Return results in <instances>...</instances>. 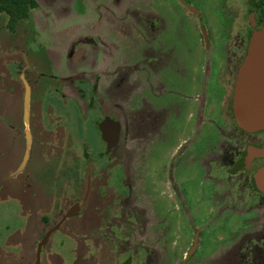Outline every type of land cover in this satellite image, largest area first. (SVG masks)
<instances>
[{
  "label": "flooded vegetation",
  "instance_id": "af4514ba",
  "mask_svg": "<svg viewBox=\"0 0 264 264\" xmlns=\"http://www.w3.org/2000/svg\"><path fill=\"white\" fill-rule=\"evenodd\" d=\"M151 1L154 0H149V4ZM177 1L194 17L193 49L188 53L184 48L174 49L173 46L184 47L178 34L170 47L162 44V48L152 51L156 19L146 15L143 19L147 48L144 97L133 91L122 100L127 101L128 107L121 104L119 96L117 39L110 44L103 35L64 34L56 39L43 34L24 35L16 52L8 53L3 60L1 92L7 95L8 105L0 112L5 135V147L1 151L14 160L0 182V201L16 202L9 208L21 219V225L7 234L0 219V264H35L37 244L70 211L72 215L52 234L70 228L69 225L63 227V223L78 218L84 222L83 225L80 221L82 229L88 222L91 231L111 234V238L103 235L107 243L100 241V248L106 250L111 244L118 250L117 257L142 248L144 259L148 257L152 251L136 244L132 238L136 230L143 228H135L137 223L120 210L130 199L136 201L133 181H136L138 160L142 159L145 163L149 161L143 201L152 219L150 230L162 227L168 211L180 214L181 222L183 218H191L192 211L197 213L198 208L210 217L209 222L193 231L192 245L181 264H189L191 260L203 264L200 263L203 259L212 256L213 264H257L255 251L264 247V193L258 190L254 174L264 164V130L246 131L235 123L232 96L249 41L254 33L264 29V0ZM35 3L32 8L28 3L0 2L1 26L4 21L5 26L8 23L12 29L17 22L26 20L38 11ZM126 19L118 18V21ZM128 20L134 23L140 19L134 13ZM199 51L205 63V79L201 87L198 84L197 96L186 104L181 103L180 92L185 87V73L189 69L185 66ZM198 62L196 59L195 64ZM137 68L126 69H130L128 74L132 76ZM192 81L194 84V77ZM189 107L191 113L186 119L190 127L185 131L183 118ZM126 110L130 112L128 117L124 116ZM106 119L116 127L111 132L108 129V134L101 129ZM126 120L129 125H125ZM169 121L175 124L174 129L169 127ZM184 132L190 140L177 146L176 161H171L168 167L160 163L156 177L155 150H165L173 141L174 133L182 135ZM188 146L193 149L185 160L183 149ZM127 157L137 160L133 169L130 163H124ZM200 170L217 174L219 183L211 182L209 173H206L209 180L205 181V176L200 179ZM122 175H129L132 181L126 183ZM198 178L199 182H204L208 194L204 203L195 205ZM14 179L18 186L13 188L7 182ZM167 183L176 209L165 208L162 193ZM56 218L59 219L56 221ZM231 218L238 220V226L228 228V242H211L213 234L206 233V228L217 219L226 223ZM32 219L35 225L31 224ZM29 227L42 233L34 259L32 247L25 248L22 237L18 236ZM119 233L129 236L119 241L116 239ZM51 235L41 248L39 264ZM129 238L132 242H128ZM9 245L16 247L8 250ZM123 264H130V258Z\"/></svg>",
  "mask_w": 264,
  "mask_h": 264
},
{
  "label": "rangeland",
  "instance_id": "374dc122",
  "mask_svg": "<svg viewBox=\"0 0 264 264\" xmlns=\"http://www.w3.org/2000/svg\"><path fill=\"white\" fill-rule=\"evenodd\" d=\"M38 4V11H32L33 14L29 15L26 20H21L13 26L12 29L9 28L8 23L6 26L3 21V27L1 26L2 19L0 18V68L3 66L4 59H7L8 53L13 54L20 47V41L24 35L32 34H43L48 35L52 39L59 38L60 35L68 34H87V35H103L105 39H108L110 44L111 40L117 39L119 41V51L118 55L120 57V85H119V96L120 100H124L133 91L141 98L144 97V87H145V63L146 59L144 54L147 50L145 47V31L146 27L143 24L146 15L156 19L153 21V26L156 28V32L152 36L151 50L155 51L162 48V44H167L170 47V43L175 41V36L179 35L182 37L184 47L176 48L179 51L186 50L188 53L189 49H193V40L195 39L196 30L194 28V17L192 13L188 12L177 0H162L164 2H157L158 0H35ZM191 1V0H189ZM190 5L191 2L189 3ZM129 13V14H127ZM134 13L138 14V22L132 23L131 20ZM128 18L123 21H118V18ZM96 18L104 19L103 21H95ZM200 49L202 47L200 45ZM199 55V57H198ZM194 53V58H190L191 62L187 61L185 67L189 69L185 73V87L182 92H180L182 100L181 103H187L191 101L193 97L197 96L198 84L201 87V83L204 81L205 69L203 67L204 60L201 57V51L199 54ZM196 59H199L196 65ZM196 65V66H195ZM130 66H137V72L135 75H129L126 68ZM125 72V73H123ZM127 72V73H126ZM198 75V79L196 78ZM156 75H154L155 77ZM135 77V78H134ZM194 77V84L192 78ZM187 78V79H186ZM136 84V85H135ZM201 85V86H200ZM136 89L134 90V87ZM2 83L0 77V112L4 106L8 105L7 95L5 92H1ZM200 89V88H199ZM200 92V91H199ZM136 95V96H137ZM138 96V98H140ZM200 96V94H199ZM180 98V97H179ZM121 104H127V101H122ZM128 107V105H126ZM129 110L125 111L124 116L128 117ZM191 113L190 107L185 111L183 118V129L186 131L190 127V123L186 119V115ZM0 118V182L13 164V158L10 159L6 154L4 155L2 149H4V133ZM127 121V122H126ZM125 125H129V121L126 120ZM175 128V124L169 121V127ZM140 132V131H138ZM178 133V132H177ZM183 133V132H182ZM124 134H126L124 132ZM177 135L174 133L172 136L173 141L165 149L160 150L159 148L155 150L154 162L156 177L159 176V166L162 162L165 166H169L171 161H176L174 158L177 146L185 145V143L190 140L188 134ZM170 139V137H169ZM128 146L130 145V139L127 135ZM193 149V148H191ZM190 146L183 149L184 157L186 155H191ZM140 151H143L141 148ZM7 156V157H6ZM133 157V155H131ZM131 157L124 158V163L128 165L131 164V168L135 166L137 160H131ZM7 158V159H6ZM141 158V157H140ZM144 158V156H143ZM143 160V161H142ZM141 161L138 160V165L136 167V181L134 182V189L136 191L137 197L136 201L129 200L120 206L121 213L126 212V215L130 219H133L137 223V229L143 228V230H136L132 235L135 238V243L140 246L146 247L148 250L152 251L148 257L144 259V250L139 248L137 251H128L122 253L117 257V252L115 248L113 249L111 244L108 248H100V241L107 243V239L104 236L111 238V234L95 233L90 230L88 222L86 223V228L82 229L80 226V219L73 218L67 220L63 223V227L68 225L70 228H65L64 230L55 231L51 235V240L47 246H45L42 252L41 264H73L76 260H80L78 264H123L127 258H130V264H181L183 258L187 255L189 248L193 241V231L198 230L199 226H203L206 222H209L210 217L203 213L201 209L198 208L197 213L192 211L191 218H183L180 221V214L172 213L168 211L163 218L162 227L158 229H149L152 219H150L149 214L146 211V206H144L143 199L146 198V184L145 178L147 176V168H149L147 161L145 159ZM186 160V157H185ZM12 161V162H11ZM168 169V168H167ZM206 173H209V177L212 179L211 182L219 183V178L217 174L208 172V170H200V179L205 176V181L209 180ZM133 174V172H132ZM186 175L184 174V177ZM190 176V172L188 176ZM124 178V181L129 184V175ZM176 178L177 175L174 174ZM183 177L182 174L178 175V179L181 181ZM133 178V177H131ZM166 181V180H165ZM158 182V181H156ZM155 182V183H156ZM171 183L169 180L167 181ZM13 188L18 186L16 180H10L7 182ZM204 183V182H203ZM199 182L196 188L195 197L193 200L197 203L205 202L207 199L208 190L205 184ZM169 184L163 186V201L166 202L165 208L176 209L177 206L174 205L175 198L170 190ZM225 185L229 186L228 182H224ZM166 187V188H164ZM157 190L160 186H155ZM219 191L222 190L221 187L217 188ZM199 191V192H198ZM225 192V191H224ZM131 193V190H130ZM158 197L159 193H158ZM30 202H34L37 205L41 204L36 199H29ZM127 201V199H126ZM198 201V202H197ZM16 202L8 200L7 202L0 201V219L3 220V227L7 228V234H10L13 230L19 228L21 225V219L17 218L14 212H11L9 206L15 205ZM145 210V213H144ZM199 213V215H198ZM197 214V215H194ZM167 216V217H166ZM156 218V217H154ZM59 218H56L57 221ZM157 219V218H156ZM97 221V218H94ZM84 225V222L81 221ZM32 225H35L34 219L31 221ZM188 224V225H187ZM189 226V227H188ZM238 226V220L236 218H231L226 223L221 219H217L212 224L206 228V233L213 234L212 241H223L227 243L226 239L228 235V228H235ZM21 227V226H20ZM29 227L24 232L23 235H18L22 237V242L26 247H32V258L34 259V251L37 242L41 239L42 233L39 234L38 229ZM149 232V233H148ZM104 235V236H103ZM128 234L119 233L116 235L117 240L127 239ZM129 236V235H128ZM38 238V239H37ZM37 239V240H36ZM35 240V241H34ZM93 240H95L93 242ZM98 240L99 244H96ZM128 242H132L129 238ZM124 246V242L120 243ZM95 245V246H94ZM116 245V244H114ZM8 250L15 248L16 246L9 245ZM117 247V246H115ZM29 249V248H28ZM204 252L203 249H200ZM27 252V251H26ZM142 252V253H141ZM257 264H264V247L259 251H255ZM209 254V253H208ZM206 254V256H208ZM30 255V256H31ZM221 256L222 254H216ZM11 258V257H10ZM150 258L153 260H150ZM12 260V259H11ZM144 260L143 263H141ZM14 261V260H12ZM8 262V261H7ZM214 256L209 257L207 260L201 261L203 264H213ZM77 264V263H76ZM189 264H197L196 260H191Z\"/></svg>",
  "mask_w": 264,
  "mask_h": 264
},
{
  "label": "water",
  "instance_id": "95a60500",
  "mask_svg": "<svg viewBox=\"0 0 264 264\" xmlns=\"http://www.w3.org/2000/svg\"><path fill=\"white\" fill-rule=\"evenodd\" d=\"M232 111L235 123L240 128L246 131L264 130V29L251 37L246 55L237 71ZM114 128V123L109 119L101 124V129L106 134L108 129L111 132ZM254 181L258 190L264 193V164L255 172ZM71 215L72 211L60 223ZM59 224L48 230L37 244L35 264H39L41 248Z\"/></svg>",
  "mask_w": 264,
  "mask_h": 264
},
{
  "label": "trees",
  "instance_id": "16d2710c",
  "mask_svg": "<svg viewBox=\"0 0 264 264\" xmlns=\"http://www.w3.org/2000/svg\"><path fill=\"white\" fill-rule=\"evenodd\" d=\"M5 1H10V2H22V3H28V4H30V6L32 7V8H34L35 6H36V3H35V0H0V2H5ZM28 9V8H27ZM27 9H25V12L27 13ZM25 13V14H26Z\"/></svg>",
  "mask_w": 264,
  "mask_h": 264
}]
</instances>
